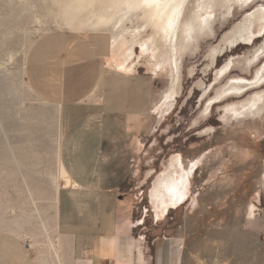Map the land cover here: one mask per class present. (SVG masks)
I'll return each instance as SVG.
<instances>
[{
  "label": "rangeland",
  "instance_id": "374dc122",
  "mask_svg": "<svg viewBox=\"0 0 264 264\" xmlns=\"http://www.w3.org/2000/svg\"><path fill=\"white\" fill-rule=\"evenodd\" d=\"M58 6L55 0H0V231L26 238L36 264H60L54 246L62 263L68 264L53 207L58 174L56 105L42 100L25 78L32 44L50 30L70 29L59 26ZM234 8L233 15L217 25L216 35L203 38L198 50L184 57L183 89L174 110L162 121L151 114L150 132L130 139L128 159L140 171L128 187L137 193L126 199L135 214L152 218L146 195L163 164L174 153L181 154L186 167L198 159L187 199L167 215L165 231L182 226L189 233V244H209L200 248L208 258L220 246L228 263L264 264V116L223 120L225 105L249 97L254 90L242 98L230 97L203 114L208 97L215 96L229 77L256 75L258 64L248 67L243 57L251 56L264 42L262 36L252 45L229 46L207 67L211 48L243 19L245 9ZM140 51L137 47V54ZM233 56L241 60L235 61L229 76L216 80L217 67ZM138 64L140 70L149 69L144 57ZM149 70L157 93L166 86L168 74L156 77ZM206 89L210 90L203 97ZM209 127L213 129L206 131ZM149 166L154 176L139 190ZM253 205L254 215H250Z\"/></svg>",
  "mask_w": 264,
  "mask_h": 264
},
{
  "label": "crops",
  "instance_id": "0c3cea01",
  "mask_svg": "<svg viewBox=\"0 0 264 264\" xmlns=\"http://www.w3.org/2000/svg\"><path fill=\"white\" fill-rule=\"evenodd\" d=\"M122 60L115 56L111 31L72 29L44 33L26 58L30 88L56 105L57 114L59 110V152L66 175L59 181L57 233L66 262L233 264L223 258L220 246L208 258L200 248L209 244H189V233L180 225L165 231L164 220L176 207L158 215L152 188L168 162L155 177L149 166L138 185L143 190L153 177L146 195L152 218L130 207L126 198L137 192L128 187L140 168L129 161L127 151L132 137L150 132L157 93L149 69H139L140 60L130 62L134 66L128 71L119 69ZM0 264H36L27 239L0 231Z\"/></svg>",
  "mask_w": 264,
  "mask_h": 264
},
{
  "label": "bare ground",
  "instance_id": "6f19581e",
  "mask_svg": "<svg viewBox=\"0 0 264 264\" xmlns=\"http://www.w3.org/2000/svg\"><path fill=\"white\" fill-rule=\"evenodd\" d=\"M261 1L173 0L167 8L156 9L143 6L141 0H55L59 5L60 27L67 26L78 31L112 32L115 56L123 58L117 63L119 69L131 70L134 64L130 62L144 57L146 65L155 76L167 72V84L159 89L154 102L153 113L160 121L174 110L182 92L184 57L188 53H195L203 38H212L216 35L217 25L227 16L231 17L234 7L245 9L243 19L234 24L233 28L224 34L222 40L211 48L208 55L211 61L207 67L214 65L215 60L224 54L229 46L252 45L258 37L264 38V3ZM137 47L141 50L140 55L136 52ZM251 53V56L243 57L246 60L244 63H248V67L258 64L256 75L251 78L241 75L229 77L215 96L208 97L209 102L204 110V116L209 114L210 108L214 105L230 97L242 98L250 90L254 91L249 97L224 106L223 120L227 122L233 119L256 120L264 116V42ZM235 56L229 58L221 67H217L216 80L229 76L235 61L241 60L240 56ZM191 73H194L193 69ZM209 90H205L203 97ZM58 129L56 151L58 174L54 181L56 185L53 198L56 221L58 178L66 175L59 152L61 134L59 110ZM212 129L209 127L206 131ZM198 164L197 159L188 167L184 166L179 153L170 157L165 169L154 180L152 188V203L158 215H164L172 207H181L187 197L191 174ZM254 210V205L249 208L250 215H254ZM53 250L60 264H63L56 246Z\"/></svg>",
  "mask_w": 264,
  "mask_h": 264
},
{
  "label": "snow or ice",
  "instance_id": "6c2138e0",
  "mask_svg": "<svg viewBox=\"0 0 264 264\" xmlns=\"http://www.w3.org/2000/svg\"><path fill=\"white\" fill-rule=\"evenodd\" d=\"M172 2L173 0H141L143 6L156 9L167 8ZM161 15H163V13H161ZM170 24L171 21H169V25Z\"/></svg>",
  "mask_w": 264,
  "mask_h": 264
},
{
  "label": "trees",
  "instance_id": "16d2710c",
  "mask_svg": "<svg viewBox=\"0 0 264 264\" xmlns=\"http://www.w3.org/2000/svg\"><path fill=\"white\" fill-rule=\"evenodd\" d=\"M172 211V210H171ZM171 211L169 212L168 216L170 215Z\"/></svg>",
  "mask_w": 264,
  "mask_h": 264
}]
</instances>
